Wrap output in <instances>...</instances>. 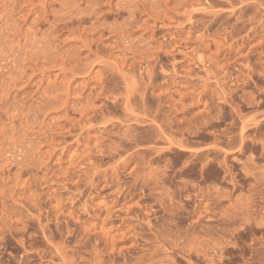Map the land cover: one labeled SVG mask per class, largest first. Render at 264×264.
Wrapping results in <instances>:
<instances>
[{
  "label": "rangeland",
  "instance_id": "374dc122",
  "mask_svg": "<svg viewBox=\"0 0 264 264\" xmlns=\"http://www.w3.org/2000/svg\"><path fill=\"white\" fill-rule=\"evenodd\" d=\"M0 264H264V0H0Z\"/></svg>",
  "mask_w": 264,
  "mask_h": 264
}]
</instances>
